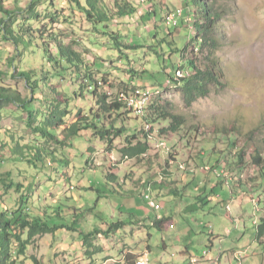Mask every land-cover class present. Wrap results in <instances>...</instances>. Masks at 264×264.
I'll return each mask as SVG.
<instances>
[{
  "label": "rangeland",
  "instance_id": "1",
  "mask_svg": "<svg viewBox=\"0 0 264 264\" xmlns=\"http://www.w3.org/2000/svg\"><path fill=\"white\" fill-rule=\"evenodd\" d=\"M55 1L63 16L54 29L65 41H80L77 49L90 59L114 57L103 46L93 49L89 24L82 15L71 11L68 0ZM129 1L139 4V0ZM29 2L5 1L10 9L18 4L25 8ZM156 3L160 4L159 8L166 9V5L170 8V13L165 11L167 17L180 16L179 0H157ZM210 3L218 15L215 37L220 48L216 55L222 70V86L211 87L206 97L197 99L191 106L187 105L179 88L162 91L160 100L185 121V126L180 135H171L159 132L166 124H155L149 140L150 150L145 156L131 159L121 153L128 146L127 140L133 145L138 142L126 138L144 127L140 124L142 120L135 121L133 115H129L126 122L131 128L129 132L115 139L109 150V145L91 137V132L70 137L71 140L66 132L78 121V109H83L86 115L92 102L71 103V115L65 119L55 140L39 139L28 128L27 113L22 109L14 105L6 108L0 118V176L3 178L0 212L14 211L19 198H23L26 214L46 221L51 227H59L55 233L36 239L29 248L28 257H19L24 264H49L54 260V250L60 252L59 259L62 257L60 250L77 243L81 231L89 233L96 229L102 230L96 235L94 247L113 259L107 264H133L126 259L117 260L118 250L124 247L122 253H137L134 258L148 252L150 264H177L180 245L190 246L191 254L199 256L197 254L209 245L212 233L216 241L214 253L237 245V239L242 236L245 246L254 244L253 221L264 218V178L260 172L264 168V0H215ZM48 9L52 10L50 6ZM146 13L147 6L141 5L137 16L114 22L113 26L122 29L127 37L132 36L131 40L151 45L150 30L154 22L150 18L143 20ZM181 17L179 24L184 22V27L190 29L192 25L186 14ZM167 24H159V39L173 34L168 42L159 40L163 52L161 48L153 51L165 52V61L166 56H171L172 61L165 62V72L172 74V62L178 63V54H172L166 43L175 44L173 48L180 50L191 39V33L182 26L176 28ZM38 25L35 27L42 28ZM47 29L51 31L52 27L47 26ZM14 52L0 36L1 72L9 73L6 60L14 56ZM129 57L136 71L143 73L138 87L147 91L154 87L162 90L159 82L163 77L158 74L161 66L155 52L144 49L137 54L130 53ZM132 64L117 63V67L110 70L114 84L127 80L126 72L131 70ZM35 68L39 71L40 66ZM3 81L8 86H18L23 96L29 95L22 78H12L8 74ZM39 96L45 99V95ZM35 105L42 113L48 111L40 102ZM142 137V134L138 136L144 141ZM64 138L70 140L72 147H67ZM18 144L46 145L55 152V158L36 166L29 165L12 151ZM256 154L262 156V165L254 164ZM107 171L117 175L121 182L107 180ZM14 183L22 185L20 192ZM242 190L252 198L244 204L246 215L240 218L242 223L238 225L239 214L232 199ZM214 196L220 199L210 201ZM255 205L259 212L254 213ZM156 216L172 220V228L153 227ZM138 222L144 225L135 226ZM115 224L122 225L117 237L106 239L103 233ZM227 230L232 235H227ZM253 247L262 257L261 246L254 244ZM77 251L82 252V248ZM88 257L92 259L91 264L105 261L101 257ZM227 259L224 255L223 264Z\"/></svg>",
  "mask_w": 264,
  "mask_h": 264
},
{
  "label": "trees",
  "instance_id": "2",
  "mask_svg": "<svg viewBox=\"0 0 264 264\" xmlns=\"http://www.w3.org/2000/svg\"><path fill=\"white\" fill-rule=\"evenodd\" d=\"M5 1L0 0V36L5 43L14 48L15 52L14 56L6 60L9 73L0 71V118L9 105L22 109L27 113L28 128L39 139L55 140L58 130L65 125V119L71 115V103L76 101L81 104L82 101H86L92 102V107H88L86 115L83 114V109H78V121L66 129L69 139L81 137L84 132L88 134L91 132V137L109 145L111 150L114 140L123 137L131 129L126 126V122L130 119L129 115H133L136 117L135 121L139 118L142 120L140 124L144 127L126 138L138 142L133 145L132 141L127 140L128 146L122 149L121 153L131 159L145 156L150 150L149 140L155 124H166L159 132L171 135H180L185 126V121L173 114L160 100L159 94L162 91L179 88L187 105L191 106L197 99L206 97L211 87L222 86V70L216 55L220 48V42L215 37L218 15L210 3L215 0H179V6L182 8L179 11H182V16L186 14V19L192 27L190 29L184 27V22L179 24L182 17L178 18L176 24L167 25L176 28L182 26L190 30L191 39L180 50L173 48L175 44L172 46L166 43L170 46L172 54H178V63L172 62V74L165 72V62L172 61L171 56H166L168 59L165 61V52L160 54L153 51L161 48L163 52V47L158 43L168 42L170 34H173L159 39V24L168 22L170 15L167 17L165 11L169 13L171 11L167 5L166 9L159 8L157 0H139V4L129 0H68L71 11L82 15L89 24L93 49L103 46L114 55L112 59H100L101 57L95 56V60L87 58L77 49L80 41L74 39L65 41L54 29L55 25L60 24L63 16L55 0H30L25 8L18 4L12 9L7 8ZM141 5L147 6L146 16H142L143 20L150 18L154 22L150 30L151 45L131 40L132 36L127 37L122 29L113 26L114 22L137 16ZM49 6L52 10L48 9ZM38 23L42 28L35 27L36 24L39 26ZM47 26L52 27L51 31ZM173 42L175 43L174 39ZM144 49L155 52L158 57L161 66V72L158 74H162L163 83L159 82L162 90L156 87L149 90L152 94L151 101L141 112V117H137L132 112V107L120 100V95L143 94L148 90L138 87L137 82L143 73L136 71L129 57L130 53L137 54ZM117 63L133 65L131 70L126 72L127 80L119 81L118 85L113 83L112 76L110 78V70L116 68ZM35 66H40L39 71ZM8 74L12 78L24 80L29 91L28 96H23L18 86L5 84L3 78ZM47 91L49 94L46 95ZM39 94L45 95V99ZM35 102L44 104L48 111L42 113L41 109L37 110ZM51 131H55V134L53 135ZM140 134L144 141L138 138ZM69 139L64 138V142L67 143V147H72ZM12 151L29 165L35 166L55 158V152L43 144L24 146L18 144ZM239 156L241 159V153ZM253 162L255 165H262V156L256 154ZM260 172L264 178L263 167ZM106 178L113 183L121 182L117 175L109 171ZM2 183L3 178L0 176V185ZM15 186L17 192L23 188L21 184ZM24 203L25 200L19 198L17 209L0 212V264H24L25 261L19 260V257H28L29 248L36 239L55 233L59 229L56 226L51 227L40 218L26 214L22 206ZM171 221L169 218L154 220L153 225L161 230H167L172 225ZM258 225L257 240L262 242L264 218L260 219ZM121 227V224L111 225L107 231L104 230L106 232L103 235L106 239L117 237L116 234ZM101 230L80 232L79 237L89 251L100 250L94 247L93 242Z\"/></svg>",
  "mask_w": 264,
  "mask_h": 264
},
{
  "label": "crops",
  "instance_id": "3",
  "mask_svg": "<svg viewBox=\"0 0 264 264\" xmlns=\"http://www.w3.org/2000/svg\"><path fill=\"white\" fill-rule=\"evenodd\" d=\"M234 190H236V188ZM251 198L252 197L248 198V195H246L243 192V190H242V191H237L236 198L232 199V203L234 204L235 209H236V211H238L237 213L239 214V216H238L239 219L236 220L238 225H241V223H242L241 219L244 218L245 215H246V212L243 211V207L245 206L244 204L249 203ZM217 199H220V197L219 196H217V197L214 196L213 198H210L209 200L213 201V200H217ZM250 205L253 206L252 202H250ZM227 207L230 208L231 206L228 205ZM154 212H156V211L154 210ZM165 218L166 217L156 216L155 220H163ZM139 224L141 226L144 225L142 222H138L137 225H135V226H138ZM253 225L255 227V234H254L253 243L254 244H258L259 246H261V249H262V252H263V256L262 257H260L259 254L254 252V247H253L254 244H252L251 246H248V247L245 246L246 244L244 243V240H243V239H245L244 236H242L241 238L237 239V242H238L237 245H233V246L228 247L226 249L219 250L217 253H214L213 249L216 248V241H215V238H214V234L212 233V237L209 240V245L205 246V248L201 252H199L197 254L199 256H193V254H191L192 250H191L190 246H183V245L181 246L180 245L181 249L179 250V256L176 257L177 260H178L177 264H191V259L192 258L200 259L201 260L200 264H212V263H214V264H223L224 255L228 256L226 264H264V239H262V242H259L257 240V233H258L257 227L258 226L255 225V221H253ZM152 226L155 227L153 225V223H152ZM244 227H245V224H244ZM170 228H172V225H171ZM104 229H105V227H103V230ZM226 234L227 235H232V233L229 232L228 230H227ZM76 239L79 240L77 243L75 242V244H73L72 246L63 247V250H60V251H62V255H61L62 257L59 258V259H57V255L60 252H57L56 250H54V254H55L54 255L55 256L54 260H51V262L49 264H91L92 263V259L89 260L88 256L95 257V258L96 257L104 258L105 261H103L101 264H107L109 261L113 260V259H111V257L110 258L108 257L109 254H107L105 251L104 252L102 250H99L98 252L93 251V250L89 251L85 247V245L82 242V239H80V237H78ZM53 240H54V237H53ZM55 241H56V239H55ZM93 245H94V243H93ZM80 247L82 248V252H80V251L78 252L77 251V249L80 248ZM124 248H122V250H118V257L119 256L120 257L117 258V260L119 262H122V261H124L126 259V261L128 263L136 264V262L141 258V256L145 255V256L148 257V252H146L145 254L139 255V257L134 258V256H137V253L136 252H130V251H126L127 253L126 252L122 253L124 251L123 250ZM164 248H165V251H168V246L165 245ZM205 251H207L208 254H209L208 259H205L203 257V254H204ZM236 253H241L242 254L243 258H242L241 262H239L235 258V254ZM260 258H262V259H260ZM85 259H88L89 262L85 261ZM93 264H97V263H93Z\"/></svg>",
  "mask_w": 264,
  "mask_h": 264
},
{
  "label": "built area",
  "instance_id": "4",
  "mask_svg": "<svg viewBox=\"0 0 264 264\" xmlns=\"http://www.w3.org/2000/svg\"><path fill=\"white\" fill-rule=\"evenodd\" d=\"M180 12V16L179 15H172L171 18L168 20V25H170L171 23L176 24L177 22V17L180 18L182 16V11ZM148 95V93H143V94H135V93H130L129 95L126 94H121L120 95V100L124 101L125 103H131L132 105V112L134 113V115H136L137 117H141V106H142V102L145 99V97ZM183 168V167H181ZM256 213V212H254ZM255 225L257 226V219L255 220ZM208 252L205 251L203 254V257L205 259H208ZM235 258L241 262L242 260V254L241 253H236L235 254ZM200 259L197 258H192L191 259V264H200ZM136 264H149V260L147 258V256H144V261H137ZM214 264V263H212Z\"/></svg>",
  "mask_w": 264,
  "mask_h": 264
},
{
  "label": "bare ground",
  "instance_id": "5",
  "mask_svg": "<svg viewBox=\"0 0 264 264\" xmlns=\"http://www.w3.org/2000/svg\"><path fill=\"white\" fill-rule=\"evenodd\" d=\"M171 17L168 18V20L170 19ZM144 93V92H143ZM146 93H148V95L145 97V99L143 100L142 102V106H141V112L144 111V109L148 106V104L150 103L151 101V98H152V94L150 91H146ZM141 94V93H140ZM129 107H132L131 103H127ZM255 201V200H254ZM257 202V201H256ZM259 205V204H257ZM255 205L254 206V212H259V209H258V206ZM260 207V206H259ZM260 221L257 220V224H259ZM259 226V225H257ZM138 261H144V256L141 257Z\"/></svg>",
  "mask_w": 264,
  "mask_h": 264
},
{
  "label": "clouds",
  "instance_id": "6",
  "mask_svg": "<svg viewBox=\"0 0 264 264\" xmlns=\"http://www.w3.org/2000/svg\"><path fill=\"white\" fill-rule=\"evenodd\" d=\"M146 199V198H145ZM148 258V257H147Z\"/></svg>",
  "mask_w": 264,
  "mask_h": 264
}]
</instances>
